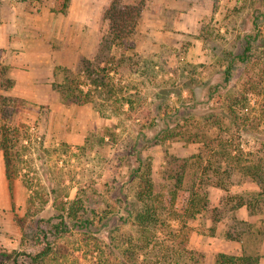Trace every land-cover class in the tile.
I'll return each mask as SVG.
<instances>
[{
	"label": "rangeland",
	"instance_id": "rangeland-1",
	"mask_svg": "<svg viewBox=\"0 0 264 264\" xmlns=\"http://www.w3.org/2000/svg\"><path fill=\"white\" fill-rule=\"evenodd\" d=\"M13 1L15 10L6 9L4 18L17 53L13 60L9 51L3 63L18 82L3 93L28 103L12 117L21 124L22 162L11 188L0 150V248L14 251L19 262L40 249L36 236L54 237L49 230L62 205L76 196L96 209L94 228L100 214H113L116 199L122 210L131 202L136 214L138 179L130 178L139 155L134 144L156 184L162 182L166 151L190 156L202 145L187 140L188 129L174 134L177 123H190V132L204 127L231 139L242 158L264 162V0H70L66 13L52 9L55 0ZM115 2L136 9L127 19L132 28L111 43L105 14ZM247 40L252 48L242 60ZM3 56L0 49V62ZM66 76L90 89L92 98L64 102L55 86ZM209 115L223 126L211 125L212 118L205 120ZM247 115L250 132L242 130ZM165 134L166 141L156 143ZM233 179L227 188L207 186L204 209L195 217L179 212L189 228L174 238L168 225L158 231L141 251L140 264H220L219 253L243 250L260 251L264 264V193L256 207L238 206L239 196L251 199L264 190ZM166 203L157 196V214H167ZM135 222L123 224V231L143 244L145 235ZM166 222L181 227L169 217ZM72 233L78 236L76 229ZM82 251H75L69 264H81ZM0 264L18 262L0 255Z\"/></svg>",
	"mask_w": 264,
	"mask_h": 264
},
{
	"label": "trees",
	"instance_id": "trees-1",
	"mask_svg": "<svg viewBox=\"0 0 264 264\" xmlns=\"http://www.w3.org/2000/svg\"><path fill=\"white\" fill-rule=\"evenodd\" d=\"M46 1L43 0V2ZM69 3L70 0H55L52 9L66 13ZM117 3L115 2L105 14L111 23L110 28L113 33V40H109L111 43L116 39L119 40L123 31H129L130 27L132 28V26L128 27L127 19L133 17L132 12L136 9L132 6L128 8L129 10H125ZM251 48V41L247 40L245 52L239 57L242 60L245 59ZM15 83V79L9 75V66L0 62V150L3 155L4 175L10 188L19 176L22 162V153L18 146L21 138V127L19 126L21 124L14 123L12 117L28 103L24 97L3 93L10 91ZM55 89L59 91L61 99L67 103H85L92 98L90 89L84 90L69 76H66L61 84H57ZM126 101L131 103L129 98ZM235 103L230 106L231 110ZM231 116L233 124L237 123L238 126L237 114L234 115L232 112ZM211 118V125L223 126V122L213 115L207 116L205 120L209 121ZM242 123V130L250 132L248 127L252 124L249 122L248 115L244 116ZM177 126L178 131L174 134L186 132L185 129H188L187 140L202 141V145L197 154L190 156H180L166 151L160 184L153 181L150 164L144 163V158L140 155L141 148L137 143L134 144V149L139 155L137 165L130 168V178L138 179L136 197L140 208L136 214L132 212L131 202H125L122 210L120 202L116 199L110 209L113 214L108 215L109 212L100 214L97 218L98 227L94 228L95 217L98 215L96 209L86 208L82 199L76 196L69 205H62V210L58 214L59 221L53 223V228L49 230V234L54 237L49 239L46 234L35 237L41 247L37 252L27 253V260L19 262L17 256L12 255L14 251L4 248H0V255L6 259H13L18 264H69V258L75 251L83 250L85 256L81 264H140L142 262L139 261L141 251L151 243L153 237H157L158 231H165L168 225L169 236L174 238L178 237L180 231L189 228L179 212L184 211L185 216L195 217L204 209L208 200L207 186L210 184L227 188L229 184L235 183L233 179L235 176L238 178L237 182L249 180L264 190V162L245 160L242 158L241 148L230 141L231 139L223 140L209 134V130L204 127L197 128L199 131L190 132V123L186 126L177 123ZM227 127L229 126L225 128ZM166 128H170L169 124ZM158 136L159 133L156 137ZM167 137L165 134L161 139L157 138L156 143H164ZM89 144L90 138H87L85 146ZM213 177L216 180H213ZM263 193L262 191L258 195L253 194L251 199L239 196L238 206L245 205L248 209L256 207L257 196H263ZM160 194L167 202L163 207L167 214H157L155 200ZM166 216L173 222H179L181 227L170 226L166 222ZM134 221L139 225L140 233L145 235L143 244H138L123 231V224ZM74 229L78 232V236L72 233ZM185 231L182 235L183 239L186 235L188 236ZM181 241L184 243L186 237ZM217 259L220 264H260L262 254L258 250L255 252L243 250L240 255L219 253Z\"/></svg>",
	"mask_w": 264,
	"mask_h": 264
},
{
	"label": "crops",
	"instance_id": "crops-1",
	"mask_svg": "<svg viewBox=\"0 0 264 264\" xmlns=\"http://www.w3.org/2000/svg\"><path fill=\"white\" fill-rule=\"evenodd\" d=\"M10 2H6L5 0H0V49H2V59L1 62L3 61H7V57H8V52L9 51H13V48L15 47V39L14 37L11 35L12 33L9 32V30L6 28L7 23L5 22V11L6 9H14L16 8L14 1L13 0H9ZM14 18L12 17L9 21H12L11 23L14 24ZM13 60H14V56L16 55V51H13ZM13 60H11L10 65H15L13 63ZM14 75V74H12ZM14 77L15 82H18V78Z\"/></svg>",
	"mask_w": 264,
	"mask_h": 264
}]
</instances>
